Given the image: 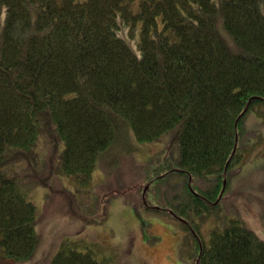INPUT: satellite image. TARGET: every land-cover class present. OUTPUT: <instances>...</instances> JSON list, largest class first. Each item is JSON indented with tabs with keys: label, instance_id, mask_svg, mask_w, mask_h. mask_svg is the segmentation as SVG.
Returning a JSON list of instances; mask_svg holds the SVG:
<instances>
[{
	"label": "trees",
	"instance_id": "obj_1",
	"mask_svg": "<svg viewBox=\"0 0 264 264\" xmlns=\"http://www.w3.org/2000/svg\"><path fill=\"white\" fill-rule=\"evenodd\" d=\"M257 104L264 0H0V264L28 260L40 244L36 181L11 164L41 136L63 141L59 170L83 184L104 153L116 161L107 147L125 125L145 143L177 129L179 160L155 182L182 191L146 208L195 224L220 203L242 113ZM192 176L211 189L194 191ZM240 222L197 235L194 264H264V239ZM96 242L65 238L50 264H109Z\"/></svg>",
	"mask_w": 264,
	"mask_h": 264
},
{
	"label": "rangeland",
	"instance_id": "obj_2",
	"mask_svg": "<svg viewBox=\"0 0 264 264\" xmlns=\"http://www.w3.org/2000/svg\"><path fill=\"white\" fill-rule=\"evenodd\" d=\"M125 127L127 130L118 134L116 142L109 147L111 153L114 148L113 154L117 156L116 166L110 168L112 161L104 153L105 159L93 173L95 179L92 177L87 183L61 174L63 142L53 135L41 136L32 151L24 153L26 157L21 162L11 164L14 173L36 181L29 198L40 212L36 225L40 244L28 260L17 264H50L65 238L101 244L110 239L108 248L96 242L109 264H194L197 246L182 223L183 215L152 211L141 203V188L147 187L148 178L155 173L153 169L158 168L156 173L163 174L179 160L177 129L145 143L135 140L131 128ZM238 131L239 159L231 168L220 203L207 216L192 218L195 232L204 240L210 239L213 230L237 218L264 239V104L254 105L245 114ZM168 134H173L171 141L165 137ZM28 164L36 168L31 169ZM174 176L177 174L170 178ZM190 182L196 192L210 185L209 180L199 176H192ZM159 189L161 193L147 195V205L175 197L182 191V184L167 182L164 186L160 184ZM167 208L177 212L171 205ZM122 237L125 241L119 245Z\"/></svg>",
	"mask_w": 264,
	"mask_h": 264
}]
</instances>
